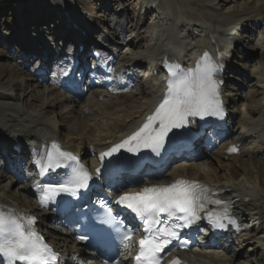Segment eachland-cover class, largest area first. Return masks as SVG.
I'll return each mask as SVG.
<instances>
[{"label":"bare ground","instance_id":"6f19581e","mask_svg":"<svg viewBox=\"0 0 264 264\" xmlns=\"http://www.w3.org/2000/svg\"><path fill=\"white\" fill-rule=\"evenodd\" d=\"M45 1H47L46 11L48 10L54 13L59 11L57 9H61V11H59L60 15H62L64 19H69L68 16H65L66 12L70 13L68 7L69 3H67L66 0ZM145 1V11L151 10L149 12H152L156 10L152 8V6H154L158 0ZM27 4H29L27 0H17L15 1L14 8H12L13 4L9 6L13 9L12 14L14 13L17 19L21 18V22H26L25 27L29 24L30 30L38 29V25L41 26L45 21V17L40 12L29 14L26 11ZM160 6L161 5H156L160 10L159 15L161 12L163 13V16H161L163 22H159V16L158 22L160 25H154L151 30L152 35L149 48L141 52L132 51L128 46L133 43V39L129 38L128 44H125V51L122 53L120 52V54L118 53V56L121 55L123 58L119 59L118 56L114 57L116 60L114 66L115 70L121 76L122 73H126L127 70H130L132 66L141 65L145 61L150 65L153 64V61L156 64H160L162 58L165 56L168 57L167 59L176 60V62L181 64L183 69L188 70L195 68L200 57L207 52L212 60L219 65V69L215 73V80L217 81L218 93L221 96L220 100L223 106H225V109L228 108L227 113H225V122L228 129H220L221 124L219 122L207 125L208 128L210 127L209 133L208 136H205V143H200L199 155H189L192 150L184 153L180 146L175 145L170 156L173 158L179 155L182 157L184 165H178L171 169L170 166L162 171H154L151 175L145 176L143 180L140 179V176L138 180L131 179L128 184H124L125 180L123 184L120 180L108 182L109 185H112L113 191L116 193L137 190L146 186L147 183H156L158 185L173 182L180 176L187 175L186 172L191 170L187 169L191 167L192 163L195 165V162L209 158L208 153H214L213 158L218 162L233 154L248 155L249 157H251V155H258L264 158V115L257 119H250L249 117L251 112H256L264 108V99L262 100L263 102L255 104L252 111H249L247 108H242L239 111V119H235L237 114L235 115L233 109H229L236 106V101L240 98L237 97L239 96V92L231 93L227 90V80L229 78L227 79L226 77L227 73L239 71V69L237 70V66L229 59V55L232 48L237 43V33L244 28L242 23L248 18L254 17V22L258 25V29L260 27H263L261 28L262 30L264 29V2L255 9L245 11L241 18H238L239 15L237 14L232 15V22L230 23L226 22L228 17H219L216 15L217 13H215V11L209 12L206 9H202L196 23H191L189 20L187 21L188 16L179 20L177 23L180 25V30L173 27L171 24H167V16L172 12L170 3L167 0L164 1V11L161 10ZM201 6H203V4ZM18 12L20 16L17 15ZM180 13H183V11L181 10ZM112 14V17H110L112 20L109 21L110 25L113 24V21H115L117 17H124V12L118 13L117 16L115 11H113ZM30 17H32V19ZM63 18H59L58 22L64 23L61 26L65 30L59 31L60 28L56 27V32L62 34V36L69 37V30L65 28V24L68 22H65ZM51 21V27L49 29L53 32L54 23L53 20ZM216 22H219L220 27H224L225 29L214 27V23ZM131 31L133 32L134 29ZM195 31H198V35L193 36L195 35ZM258 32L259 35L256 38L258 48L256 53L259 51L262 55L264 54V30L263 33L259 30ZM131 33L127 36L130 37ZM81 36L84 37V40L88 44L95 47L100 46L98 43L94 44L89 41L91 37L88 35L85 36L83 34ZM26 37V35L20 33V35L17 34V38L13 39L17 44L21 43L22 47L26 49L25 52H22V50L18 51V57L20 56L19 58L22 59V66L24 63L28 64L32 59H35V50L32 46H30L32 47L31 49L25 44L29 41V37ZM2 38L3 36L0 34V39ZM39 52L41 53L42 50ZM242 52L243 57L246 59H249L252 55L246 51ZM27 53L29 55L28 61L25 56ZM43 54H47L45 61L51 57L50 53L45 52ZM259 68H261L260 70H264V65L262 64ZM43 70L44 68L42 65L39 66L35 64L31 68V71H29V75L32 76L33 79H35V83H37L38 93L40 96L46 93V96L53 95L56 97L60 96V93H67V97L60 99L56 98L57 101H55V106L59 107L62 103L69 102L68 105L71 104V106L74 107L66 109V113H71V115L75 113V115L69 116L71 119L68 118L70 120V122H68L69 127L73 133L81 130L83 136L73 137L72 135V137L67 140L62 138L63 130L58 125L56 114L46 109L47 107H51L49 102L46 103L43 109L30 110V103L23 106L21 102H18L19 100L17 101V99H15L13 93H7L1 90L0 87V99L4 100L0 102V159H3V163L0 164V169L4 168L8 173L4 178H8L12 173H15L16 177H9L10 181H8V184L12 183V185L16 186V196H27L31 198V202L26 206V210L13 203L5 192L4 194L0 193V206L6 211L12 212L23 222L29 217L30 213L34 212L35 206L38 205L42 207L43 212L40 215L41 219L37 217L38 219L32 228L40 236H43L44 239L49 241L55 253L61 258L63 263L98 264L97 261L93 262V257L88 258L86 263L83 262L84 258L81 242L75 237L73 231L74 227H71L74 222L71 220V217L62 219L61 217H63V215H60L59 212L56 211L62 207L63 203L57 202L55 204L53 201H49L48 205L43 206L41 196L45 189L36 187L38 184L41 185L36 181V172L40 165L44 166L45 158L48 152L53 151L52 145L55 143L62 152L71 153L74 156L84 151L82 156L83 162L93 171H95L96 166L102 162L107 163L112 170L111 174L114 179H117V175L122 169L121 167L125 164L122 152L117 153L115 156L104 157L103 160H101V154L107 152L115 145L121 144L130 132L129 130L144 119V115L151 102H153L152 100L155 98L158 89L157 77L152 78L153 82L150 81L145 83L147 87H145L146 89L143 93L147 96L148 100L140 102V100L137 101L135 99L130 102L129 100L123 99V97L129 93V90L123 86V80L115 82L113 86H110V84H96L90 87L81 86L75 90L66 91L59 84L58 80L55 79L54 75L51 76V78L46 76L44 79L43 75H41ZM61 73H63V71ZM251 73L256 75L255 78L258 79L259 83L264 79V73L261 74V72L255 71H251ZM49 79L51 87H44L45 89L41 88L44 80L47 82ZM162 90L164 89L162 88ZM75 108V111L72 110ZM235 120H237V128L229 129L230 124ZM202 128L203 124H198L195 130L198 133L202 131ZM197 141L200 140L198 139ZM233 146H235L236 151H229ZM185 154H188L189 158H185ZM67 160L68 159H64L61 161ZM207 163L206 167L210 168ZM130 168H134V166ZM197 169L198 170H192L196 173L192 178L199 182L210 183L208 172L203 169L200 170L199 167ZM60 171L54 168L50 169L49 173L51 175H60ZM183 171H185V173H183ZM21 172L25 173L20 174ZM225 179L226 183L213 184L219 185L220 188L223 189L224 196L234 200L232 212L236 222L230 227L233 233L226 241L229 239L231 240L234 234H236L237 237L243 236L242 241H244V247L233 255H229V249L222 248L217 244L199 249L195 248L188 252L177 251L181 252V257L185 260L186 264H235L236 259L239 260L237 264H240L244 261L245 257L249 262L241 264H253L251 256L254 254V250L249 251L250 253H245L244 250L246 245L254 243L255 240L253 236V238L246 237L243 227L245 224L243 223H245L248 216H252L254 220L257 221L258 225H264V189L261 188V183L258 178L255 182H249L245 178L235 179L232 175L226 176ZM23 180H26V185H23ZM47 218L48 223H43L42 225L41 221ZM52 220L54 221L52 222ZM47 226L48 228L46 229ZM57 228H60L61 231H64V229L66 231L63 233ZM59 240L68 243L59 244ZM130 249L131 247L123 248V251L126 250V252H124V256L119 259L116 264L131 263L132 254L131 256L129 255Z\"/></svg>","mask_w":264,"mask_h":264},{"label":"rangeland","instance_id":"374dc122","mask_svg":"<svg viewBox=\"0 0 264 264\" xmlns=\"http://www.w3.org/2000/svg\"><path fill=\"white\" fill-rule=\"evenodd\" d=\"M15 0H0V32L3 31V38L0 40V87L1 90L6 91L7 93H13L15 95V99L18 102H21L23 106L29 104L30 110H40L45 108L46 103L49 102L51 107H47L46 109L49 110L51 113L56 114L58 119V125L63 130L62 138L70 139L73 137H80L83 136V132L78 130L76 133L71 132L69 123L71 117V113H66L67 108H74L71 104L68 105L69 102L62 103L59 107L55 106L56 98L60 99L63 97H67L68 95L65 93H60V96H53V95H45L40 96L37 89V83H35V79L29 75L30 68L28 65L23 64L22 66V59L18 57L19 53L17 51V44L16 41L13 39L16 38V34L13 32L12 26L15 22V16L12 14L14 8ZM29 4L26 5V11L30 14L33 13H42L45 17V21L40 25L39 31L40 35H44L45 40L51 41L53 36L50 35V27H51V20L52 12L46 11L47 4L45 0H27ZM34 1V2H33ZM69 3V7H71L72 13L75 16L80 18L87 19L91 24H97V29L105 28L106 26H111L110 22L107 17V12L102 8L101 0H66ZM111 2V12L115 9L121 8V12H124V16L126 17V23L124 24V30L126 33L130 34L133 28H136V24L140 25L139 29L136 28L135 31L131 33V37L133 36V43L131 41V45L128 46L132 51L141 52L145 49L149 48V44L151 42V35H152V28L154 25H160L159 22H163L161 16L163 13L159 15L158 11L151 10L145 11L144 4L146 1L144 0H108ZM165 0H159L161 10H165L164 6ZM170 5L172 12L168 17L167 24L173 25V27L180 30V25L177 23L179 20H182L184 17H187V21H191V23H196V20L201 12L202 9H206L209 12L215 11L216 15L219 17L226 16L228 17L226 22H232L231 16L234 14L239 15L238 18L242 17V14L249 10L255 9L258 6L262 5L264 0H167ZM14 2V3H13ZM12 5V8L9 5ZM203 4V6H201ZM205 5V6H204ZM110 7V6H109ZM141 7V8H140ZM180 8V9H179ZM140 9V11H139ZM183 13H180V11ZM110 12V13H111ZM149 12V13H146ZM109 13V12H108ZM180 13V14H179ZM159 22H158V17ZM111 17V16H110ZM32 19V17H30ZM256 18V17H255ZM240 22V21H238ZM242 23V22H241ZM244 29H242L237 38V45L232 48V51L229 55V59L231 62L237 66L238 72L234 73H227V90L231 93L239 92V96H237L238 100L236 101V106L231 108L234 110L235 115L237 114L235 119H239V111L242 108H247L249 111H252L255 104L258 102H263L264 99V79L261 83L258 82V79L255 78L256 75L252 74L251 71L261 72L264 73V70H260L261 65H264V54H260L259 51L256 53L258 48V44L256 42V38L259 35V31L263 30L260 27L259 29H255V35L252 36V29L254 27V17L248 18L243 23ZM213 25V24H211ZM54 26V25H53ZM214 27L225 29L224 27H220L219 22L214 23ZM102 28V29H103ZM137 31V32H136ZM198 33V31H195ZM7 33V34H5ZM12 34V35H11ZM197 34H195L196 36ZM126 46L122 47L121 53L125 51ZM130 51V50H129ZM242 51H246L251 53V57L246 59L242 55ZM119 59H122L123 56L119 55ZM146 62H143L141 66L146 67ZM50 76V74L48 75ZM260 77V76H259ZM262 79V78H261ZM50 81L44 80L41 85V88H50ZM260 85V86H257ZM44 88V89H45ZM239 88V89H237ZM145 83L141 84L139 90L133 91L130 90L127 95L123 97L124 100H140L146 101L147 96L143 93L145 90ZM237 89V90H236ZM0 90V91H1ZM40 90V89H39ZM43 90V89H42ZM40 97V98H39ZM133 97V98H132ZM4 101L0 99V102ZM134 102V101H133ZM72 110H76L72 109ZM68 116H67V115ZM75 115L72 114L71 116ZM264 115V108L256 112H251L249 117L250 119H257L260 116ZM69 118V119H68ZM237 120L233 121L230 124L229 129H236L238 124ZM234 136V135H233ZM198 148V146H197ZM199 151L200 149H195V151ZM214 154V153H213ZM212 153H208L209 158L202 159L200 161L192 163V166L187 169L190 170L187 173L189 177L194 176L196 173L192 170L203 169L208 172V178L210 183H226L225 177L228 175H232L235 179H242L245 178L249 182H255L258 178L261 183V188L264 189V158H261L258 155H237L233 154L228 156L221 161H216L213 157ZM3 162L0 159V164ZM209 162V163H207ZM211 162V164H210ZM198 163V164H197ZM206 163L209 165L210 168L206 167ZM178 165H184V161L180 157H175L170 160L169 167L174 168ZM193 167V168H192ZM185 173V171H183ZM8 174L6 170L0 169V193L5 194L8 198L11 199L13 203L21 207L22 209H26V206L29 205L31 202V198L25 196H16V186L12 185V183L8 184L10 181L9 177L4 178V176ZM25 200V201H24ZM33 205V204H32ZM27 210V209H26ZM43 211L40 207L35 206L34 214L37 217H40ZM41 219V217H40ZM245 224L247 225L248 229L245 232L246 237L253 236L252 238L255 240L254 243H250L246 245L244 252L250 253L249 251L254 250V254L251 256L253 264H264V225H258L257 221L254 220L252 216H248L247 220H245ZM48 223V218L43 219L41 224ZM56 227V226H54ZM48 226L46 227V229ZM56 229V228H55ZM58 229V228H57ZM60 232H65L58 229ZM242 238H237L233 241V244L228 246L229 255H233L238 250L244 247V241ZM62 242V243H61ZM68 243L63 242V240H59V244ZM246 243V242H245ZM239 252V251H238ZM250 256V255H248ZM86 257V261L88 258H91L88 255H84L83 258ZM246 258V257H245ZM244 258V261L241 263L249 262L247 259ZM238 259L235 260V264L238 263ZM240 263V264H241Z\"/></svg>","mask_w":264,"mask_h":264},{"label":"snow or ice","instance_id":"6c2138e0","mask_svg":"<svg viewBox=\"0 0 264 264\" xmlns=\"http://www.w3.org/2000/svg\"><path fill=\"white\" fill-rule=\"evenodd\" d=\"M217 65L206 52L193 69L183 70L179 65L169 66L170 77L162 101L155 111L149 115L143 125L133 132L121 144L115 145L101 154L110 157L121 148L136 143L140 146L152 148L157 154L163 147L165 138L173 128H180L188 122L189 117L218 115L222 111L217 90L215 73ZM53 151L48 152L47 169L59 168L64 165L59 161L68 159L76 161L71 153H64L59 146L53 143ZM229 151H236L235 146ZM98 173L100 169L96 170ZM90 174L83 165L72 169L71 176L59 184L36 185L46 190V198H54L59 193L76 195L80 189L88 186ZM118 204L125 205L144 224L143 237L139 239V251L135 256L136 264H160V253L179 238L178 229L191 227L199 219V211L204 210L206 204L226 206L230 202L212 198V190L195 180L179 178L168 185L145 186L135 193H122L117 197ZM43 203V201H42ZM111 213V209L108 210ZM165 215V222L160 217ZM213 216L208 212V217ZM27 226L12 212L0 210V255L6 257L9 264H50L56 259L50 246L43 242V238L31 227L35 224V217H27ZM173 221H182L177 224ZM223 227V225H220ZM81 240L87 237H79ZM132 230H127L124 241H131ZM182 246H187L183 242ZM131 247V244H125ZM171 264H181L175 259Z\"/></svg>","mask_w":264,"mask_h":264}]
</instances>
